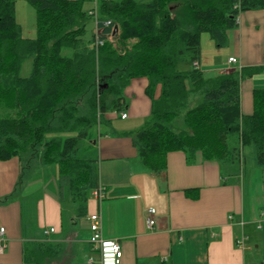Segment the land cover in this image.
Segmentation results:
<instances>
[{
  "label": "trees",
  "instance_id": "obj_1",
  "mask_svg": "<svg viewBox=\"0 0 264 264\" xmlns=\"http://www.w3.org/2000/svg\"><path fill=\"white\" fill-rule=\"evenodd\" d=\"M26 1L35 14L32 39L21 36L15 1L0 0V162L16 159L19 181L56 169L60 201L76 193L77 216L84 217L89 194L98 187L103 116L124 113V91L134 79L146 80L150 118L126 136L147 170L162 173L170 152H183L187 163L200 153L231 165L239 155L238 161L244 159V150L264 170V89L253 90L249 116H241L239 101L241 80L263 69L205 79L198 66L201 35L222 47L238 13L264 9V0ZM93 13L98 33L88 44L85 27ZM113 28L115 45L106 40ZM96 38L101 46L95 47ZM28 58L31 72L21 78ZM190 92L199 96L192 108ZM57 257V246L28 250L33 264Z\"/></svg>",
  "mask_w": 264,
  "mask_h": 264
},
{
  "label": "crops",
  "instance_id": "obj_2",
  "mask_svg": "<svg viewBox=\"0 0 264 264\" xmlns=\"http://www.w3.org/2000/svg\"><path fill=\"white\" fill-rule=\"evenodd\" d=\"M14 1L16 20L18 3L26 0ZM90 9L88 6L85 10ZM202 35L198 66L203 74L210 70L203 67V42L213 47L216 57L219 48L209 35ZM226 45L230 50L226 62L219 65L223 67L218 69L219 74L242 68L264 69V9L240 13L236 28L226 32ZM229 58L236 63L228 64ZM259 73L240 82L241 116L252 113L253 90L264 89V75ZM145 88L146 80L134 79L125 89V119L114 112L103 116L106 133L98 138L96 151L98 186L104 198L98 202L90 192L85 203V226L88 228L89 215H99L103 239L120 246V264H264V170H251L245 179L241 167L236 171L221 161L205 160L200 153L187 163L185 154L179 151L166 155L162 173L147 170L126 136L150 118ZM198 98L193 95L188 107H194ZM57 179V170L51 168L44 170L41 178L19 181L17 160L0 162V228L4 230L5 246L0 264H33L28 259L29 249L59 245L65 211ZM147 208L155 211L152 229L146 226L143 214ZM50 228L54 232L45 234ZM237 238L244 239L243 248L237 247ZM89 251L93 252L90 246ZM77 257V264L90 262L81 263L79 254Z\"/></svg>",
  "mask_w": 264,
  "mask_h": 264
},
{
  "label": "rangeland",
  "instance_id": "obj_3",
  "mask_svg": "<svg viewBox=\"0 0 264 264\" xmlns=\"http://www.w3.org/2000/svg\"><path fill=\"white\" fill-rule=\"evenodd\" d=\"M92 8V3H86L84 6ZM28 9V13H27ZM16 22L20 27V33L23 38L32 39L35 37V20H34V10L32 7L28 4L27 1L24 3H18L17 10H16ZM235 29V28H233ZM94 20L93 18H90L87 20V24L85 27V35L84 40L88 43H92L93 35H94ZM202 36H205L206 38L208 35L203 34ZM203 38V40H204ZM215 46V45H212ZM217 49L218 55L217 57L214 54L213 47L207 46L203 42V48H202V60H203V67H208L210 70L203 73V77L205 79H211L216 77L219 74L218 69H223L219 67V65H222L221 63L226 62L227 60V52L230 50V48L225 44L222 47H218ZM201 58V57H200ZM206 64V65H205ZM183 66L179 65L181 68L184 69L187 68L186 63H182ZM219 67V68H218ZM32 68V58L26 59L19 72V76L21 78H26L29 76ZM202 71V70H201ZM259 74L264 75V69ZM197 96V93L190 92L188 96V102L187 105L190 106L192 102V96ZM245 156L244 159H240L242 165H240V160L238 161V158H241L242 156L239 155L238 158H235L233 163L229 166H231L232 169H235L236 171L239 170V168H242L243 174L245 176V179L250 174L251 170H254L258 168L262 169L260 166L257 165L255 159L250 155L247 154L246 150L242 151ZM79 196H77L76 193H67L65 194L64 199L61 201V204L63 206L64 213V228L61 230L59 239V245L57 246L58 250V259L53 261L50 264H71L75 263L77 264V256L79 254V257L81 258V263L92 261L94 264L98 262V255L89 251V241L91 237V233L88 231L87 226H85L86 221L85 217L77 216L76 208L78 207L79 202ZM67 214V217L65 218ZM70 233V235H69ZM78 242V243H76ZM78 244V245H77ZM78 246V250H77ZM253 248V246H252ZM254 252V249H252V252H247L248 256H251V254ZM73 261V262H72Z\"/></svg>",
  "mask_w": 264,
  "mask_h": 264
},
{
  "label": "built area",
  "instance_id": "obj_4",
  "mask_svg": "<svg viewBox=\"0 0 264 264\" xmlns=\"http://www.w3.org/2000/svg\"><path fill=\"white\" fill-rule=\"evenodd\" d=\"M235 8H238V3L235 4ZM89 14H92L90 12ZM94 14V13H93ZM239 14L235 18V23L237 24L239 21ZM93 18L96 19L95 14L93 15ZM110 23L105 22L104 25L108 26ZM118 29L113 28L112 32L106 37V40L111 43L112 45H115V34H117ZM98 33V30L96 29V34ZM95 47L101 46L103 44L102 40H98L96 38L95 40ZM236 60L234 58L228 59V64H235ZM196 66V64H194ZM126 118L125 113L120 114V119L123 120ZM91 195L94 199H96L98 202H100L104 198V191L101 187H97L96 189L92 190ZM143 214L145 216V222L146 226L149 229H152V227L155 224L154 216L155 211L152 208L144 209ZM229 218H232V216H229ZM88 222V231L91 233L90 237V248L93 252H95L99 259L96 264H120L122 253L119 244L116 241L113 240H105L102 237L101 234V220L98 214H91L87 217ZM258 229H261L262 226L260 223H258ZM3 229L0 228V253L3 252L5 246L3 244L2 234ZM54 229H48L45 234L53 233ZM235 243L238 248H243L244 245V239L243 238H237L235 240ZM89 264H94L92 261L89 262Z\"/></svg>",
  "mask_w": 264,
  "mask_h": 264
},
{
  "label": "bare ground",
  "instance_id": "obj_5",
  "mask_svg": "<svg viewBox=\"0 0 264 264\" xmlns=\"http://www.w3.org/2000/svg\"><path fill=\"white\" fill-rule=\"evenodd\" d=\"M93 20H94V27H95L96 26V19L93 18ZM95 31H96V27H95Z\"/></svg>",
  "mask_w": 264,
  "mask_h": 264
}]
</instances>
